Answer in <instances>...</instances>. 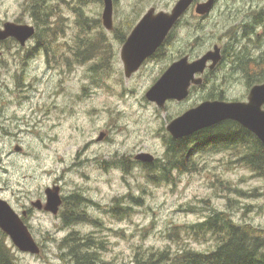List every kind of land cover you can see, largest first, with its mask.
Instances as JSON below:
<instances>
[{
  "label": "rangeland",
  "instance_id": "rangeland-1",
  "mask_svg": "<svg viewBox=\"0 0 264 264\" xmlns=\"http://www.w3.org/2000/svg\"><path fill=\"white\" fill-rule=\"evenodd\" d=\"M176 1L115 0L113 23L123 27L150 7L167 10ZM28 3L0 0V28L5 22L35 27ZM49 3L57 13L50 22L55 19L63 28L54 44L56 62L42 49L35 51L34 36L23 47L13 39L0 43V198L17 208L35 202L56 183L64 196L80 193L89 200L83 210L92 222L65 226L57 215L35 213L28 224L40 254L21 252L5 238L17 262L74 264L59 247L74 231L98 242L93 264H135V254L142 250L211 252L215 239L194 235L187 225L203 221L215 210L227 211L238 224L264 230V177L251 172L233 150L201 152L195 169L175 170L168 182L151 180L143 163L135 162L139 152L162 159L166 125L204 96L214 97L222 83L227 96L245 92V76L226 70L209 75L207 87L195 88L182 103L168 102L162 108L145 99L176 48L192 56L201 54L216 43L224 21L249 6L264 8V0H215L203 26H193L195 18L186 16L175 29L174 44L166 45L163 55L129 78L122 73L120 43L108 38L102 25V0ZM78 12L91 21L100 19L99 29L89 25L86 30L95 40L107 41L108 52H115L107 68H100L96 59L78 63L69 55V45L80 30ZM94 65L100 75L97 83ZM100 133L104 136L99 140ZM119 158L126 159V171L108 163ZM116 198L119 204L112 212Z\"/></svg>",
  "mask_w": 264,
  "mask_h": 264
},
{
  "label": "trees",
  "instance_id": "trees-1",
  "mask_svg": "<svg viewBox=\"0 0 264 264\" xmlns=\"http://www.w3.org/2000/svg\"><path fill=\"white\" fill-rule=\"evenodd\" d=\"M28 10L35 25V45L36 50L42 49L47 58L56 62L57 46L55 41L63 33V28L59 27L60 22L55 19V6L44 5V0H29ZM79 32L76 35L75 43L70 44L67 51L69 55L75 56V62L82 63L90 59H96L100 63V68L106 66V60L110 53L109 44L104 39L89 40L86 30L89 25L94 29L101 27L99 18L92 21L82 13L78 12ZM102 36V35H100ZM53 37V38H49ZM108 52V54H107ZM51 56V58H50ZM107 56V57H106ZM55 58V59H54ZM56 60V61H55ZM68 65V59L63 61ZM98 65H94V81L97 83ZM213 92L211 96H216ZM164 144L165 155L162 159H156L154 163H143L144 169L148 172L151 180L171 181L174 170L183 172L193 170L196 167V156L201 152H216L219 148L233 150L232 154L238 157L251 172L264 177V145L250 131L241 127L234 121L218 123L214 126L198 131L190 137L173 139L169 134L165 135ZM233 136V137H231ZM221 137H224V146L221 144ZM139 163L138 161H135ZM111 166H118L126 171L128 163L125 159H117L108 162ZM156 174L153 175L152 173ZM241 192V191H240ZM258 194V193H254ZM71 206L70 215L62 218L61 222L65 226L78 223L92 222L88 214L83 210V205L89 202L82 194H73L65 197ZM118 199H114L112 212L118 206ZM129 210V207H128ZM93 222H96L93 220ZM187 229L194 235L212 236L215 239V249L211 252L201 253L192 249L183 248L175 253L168 249L164 250H142L136 252L135 264H264V230L254 227L251 224L236 223L227 211L215 210L203 221L192 225H187ZM6 234L0 230V264H19L11 249L5 244ZM98 242L88 236L80 237L77 232H71L65 236L59 244L60 250H65L64 255L74 264H93L97 259Z\"/></svg>",
  "mask_w": 264,
  "mask_h": 264
},
{
  "label": "water",
  "instance_id": "water-1",
  "mask_svg": "<svg viewBox=\"0 0 264 264\" xmlns=\"http://www.w3.org/2000/svg\"><path fill=\"white\" fill-rule=\"evenodd\" d=\"M194 1L177 0L170 12H155L154 8L146 11L122 45L121 58L125 65L126 77H130L141 63L155 52L171 28ZM214 1L198 2L195 8L196 12L199 14L209 12L214 5ZM103 5L102 24L106 29H111L113 25V0H103ZM34 34L35 28L33 25L5 22L0 28V41L12 37L24 46ZM219 60L217 47L192 62H188L186 56L182 57L173 62L146 91V100L154 102L159 107H164L168 100L182 101L186 99L189 95L190 86L202 83V79L196 77V74L204 71L208 61H211L209 68L213 69ZM263 104L264 83L252 87L246 102L204 100L171 119L166 125V131L173 139H181L229 119L253 133L264 145ZM103 136L104 134L100 133L98 139H102ZM15 150L20 151V147H16ZM135 159L152 163L154 156L148 152H139L135 155ZM45 196L43 209L52 215H56L61 205L59 186L47 187ZM262 196L264 202V191ZM34 204L37 208H41L39 201L34 202ZM0 229L19 251L32 255L40 254V246L23 219L2 198H0Z\"/></svg>",
  "mask_w": 264,
  "mask_h": 264
},
{
  "label": "flooded vegetation",
  "instance_id": "flooded-vegetation-1",
  "mask_svg": "<svg viewBox=\"0 0 264 264\" xmlns=\"http://www.w3.org/2000/svg\"><path fill=\"white\" fill-rule=\"evenodd\" d=\"M49 1H53V0H44V5L46 6L53 5V3L50 4ZM114 1L115 0H113V5H114ZM197 3L198 1L195 0L194 3H192V5L189 7V9L185 13L182 14L180 19L175 23V25L168 32L162 44L155 50V52L152 55L147 57L141 63L139 68L135 72H133L131 76L137 74L140 71V69H142L150 61L153 62L157 60L161 55H163L164 54L163 50L166 45L174 44L175 29L178 27V25L182 24L183 22H186V16L195 18L196 24H193V26H203L205 24L206 22L205 20L210 16L212 9L207 13L199 14L195 10ZM173 6H170L167 10H163V9L159 10V9H156L155 7H150V8H154L155 12H159V11L170 12ZM212 7H214V5ZM146 11L142 13V15L134 23L131 21H127L125 23V26L120 27V28L116 27L114 23H112L113 25L111 29H106L104 27L109 32L108 38H112L114 40L116 39L120 43L119 59H120L121 67H122V73L124 75H125V65L121 58L122 45L125 43L129 35L131 34L132 30L138 24V22L140 21L142 16L146 13ZM263 16H264V8L249 6V9L246 8L245 11L242 10L241 13L238 14L236 17L234 18L230 17L231 18L230 20L224 21V23H226L224 24L225 27L219 32V36L217 38L216 43H214L211 46V48L205 50L201 54H197L196 56H192L191 52H189L186 49L176 48L174 57H171L169 62H167V64L162 68V70L159 73L160 76L166 71V69L173 62L181 59L182 57L186 56L188 58V62H192L193 60H196L202 55H204L209 50H213L215 47L218 48L220 60L213 69L209 68L211 61H208L204 71L200 74H196V77H200L202 79V83L199 85L192 84L190 86L189 96L187 97V99H184L182 101L170 100V101H167L166 103L174 102V101L182 103L188 100V98H190L192 90H194L195 88H203L204 86L207 85V79L209 75L215 74L218 71H222L224 73V71L226 70L228 71L229 74H233L236 77L237 75L245 76V79H246V82L244 84L245 92L241 96L240 95L227 96L225 95L226 90H224L223 88V85H226V83H222L223 85L221 84L220 89H218V93L215 97L204 96L202 101L216 99V100H220L224 102H234V101L246 102L248 100V95L252 87H254L255 85H260L264 83V17ZM195 38L196 37H194V40ZM11 39L15 40L14 38L10 37L5 40H1L0 43L5 42L7 40L9 41ZM89 40L91 41L95 40V38H93V35L90 36ZM105 43H107V41H105ZM20 47H23V46H20ZM253 47H254V50L252 51ZM114 57L116 58V55H115V52L112 50L110 51L107 57L106 64H105L106 68L109 66V63L112 61V59H114ZM262 108L264 109V104ZM226 121H233V120L227 119L220 123H224ZM221 139H222L221 144L224 146L223 141L225 138L221 137ZM223 150H224L223 148H219L218 152H221ZM54 185H58V184L53 183L52 187ZM58 186H59V194L61 197V205L56 215L62 220V218H64L70 212L69 210L71 209V206L68 204V201L65 200V197H68V196H64L63 194H61L62 189L60 185ZM36 198H37L36 201L40 202L41 208H37V206L34 204L32 200H30L29 204H23L22 206H19L17 208L15 206L14 207L15 209L13 208V206H11L19 214V216L23 219L24 223L27 225L29 230L31 227L28 224V221H30L31 219L35 217L34 215L35 213L50 214L49 212L43 209V206L46 200L45 190L42 195H39ZM70 214L71 213H69L68 215Z\"/></svg>",
  "mask_w": 264,
  "mask_h": 264
},
{
  "label": "bare ground",
  "instance_id": "bare-ground-1",
  "mask_svg": "<svg viewBox=\"0 0 264 264\" xmlns=\"http://www.w3.org/2000/svg\"><path fill=\"white\" fill-rule=\"evenodd\" d=\"M228 17H229V16H228ZM253 50H254V47L252 48V51H253ZM196 133H197V132H196ZM194 134H195V133H194ZM191 135H193V134H191ZM191 135H190V136H191ZM155 160H156V159H155ZM155 160H154V161H155Z\"/></svg>",
  "mask_w": 264,
  "mask_h": 264
}]
</instances>
